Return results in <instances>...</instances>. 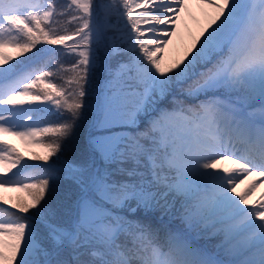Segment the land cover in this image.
I'll return each mask as SVG.
<instances>
[{"label":"snow or ice","instance_id":"snow-or-ice-1","mask_svg":"<svg viewBox=\"0 0 264 264\" xmlns=\"http://www.w3.org/2000/svg\"><path fill=\"white\" fill-rule=\"evenodd\" d=\"M198 3L212 13L194 51L163 69L159 54L187 0H66L59 11L55 0H0V133L51 137L47 154L33 159L53 157L29 164L0 140V162L11 173L0 175V188L25 189L31 201L7 209L12 222L0 212V261L264 264V195L247 198L264 181L236 191L248 176L264 178V0ZM56 17L67 26L59 28ZM8 46L17 56L36 51L15 60L2 51ZM42 52L74 58L58 68L72 73L70 92L51 82L37 87L53 73L24 65ZM100 69L107 79L88 140L98 167L66 158L64 142ZM41 122L47 126H34ZM224 160L235 167L218 168ZM165 216L183 227H168ZM218 235L211 250L198 243Z\"/></svg>","mask_w":264,"mask_h":264},{"label":"rangeland","instance_id":"rangeland-1","mask_svg":"<svg viewBox=\"0 0 264 264\" xmlns=\"http://www.w3.org/2000/svg\"><path fill=\"white\" fill-rule=\"evenodd\" d=\"M187 5L188 6L185 8V10L180 14V20L176 24L175 34L170 38L169 43L163 46V51L162 53L159 54L161 67L163 69H168L172 67L175 63H177L179 60L184 58L186 53H189V49H192L193 43L197 40V37L200 35L201 31L204 29V27H206L207 23L209 22L212 9L206 8L205 6L201 5L200 3H198V0L197 1L188 0ZM37 47L39 48L40 45H37ZM46 47H53V46L45 45V48ZM192 50L194 51V49ZM2 51L7 54H10L15 60H25V57H31L32 53H34L36 49H32L30 52L24 53L22 56H17L16 55L17 50L11 46L5 47ZM30 67H35V65L34 64L32 66L28 65L26 68H30ZM47 80L45 81L47 82ZM24 99H25V106L27 107L29 105L28 98H24ZM192 101L194 100L192 99ZM31 104L34 105L36 104V102L33 101L31 102ZM95 107L96 105H94L93 107L92 115L95 112ZM19 130H23V129H19ZM0 140H6L10 144L14 145L15 148L28 161V163L30 164L32 163L33 165H35V161L32 160L33 159L32 151H33V155L37 157L45 155L48 152V149L43 146V141L31 142L26 138L13 136L9 133H0ZM74 142L75 141H73L72 143ZM68 146L69 145L66 144V147ZM65 157L69 159V155L66 153H65ZM76 158L77 157L73 158V160H75ZM52 159L53 157H50L49 160ZM5 167H7V164L0 162V175L11 174L4 172ZM225 168H229V167H225ZM13 171H16V169H13ZM252 182L253 181L250 179L243 180L242 183L236 185V191L244 192ZM258 189H260V191L262 192L264 190V185H261L255 190H253L251 195L247 197L250 203L260 199L259 194L256 193ZM56 195L57 197L63 195V189L60 187L59 184ZM0 198L6 199L8 201V204L4 205L5 209H11V206L13 204L22 203L25 201L29 203L31 202L27 190L22 188H0ZM3 199H0V204H3ZM2 213L5 217V221L12 222L9 219L10 212H2ZM164 219H166V217H163V220ZM5 239L7 240V238ZM5 251H8V249L5 248ZM0 264H6V262L0 261Z\"/></svg>","mask_w":264,"mask_h":264},{"label":"trees","instance_id":"trees-1","mask_svg":"<svg viewBox=\"0 0 264 264\" xmlns=\"http://www.w3.org/2000/svg\"><path fill=\"white\" fill-rule=\"evenodd\" d=\"M55 2L58 5L57 11H59L60 10L59 5L66 3V0H55ZM55 19L57 20V25L59 28H63V27L67 26L65 23L66 18L56 17ZM113 22H115V21H113ZM46 48H48V47H46ZM40 56H41V58L38 59L37 62L34 63L35 67L42 68L46 72H52L53 75L47 80V82L44 81L43 85H41L39 82L37 87L39 88V87L46 86L47 84H45V83L51 82L52 84H55L58 89L63 88V89L70 92L72 90V87H74V86H69L66 82L72 76V73H66V72L59 71L58 68L60 65H63L65 68L70 67L71 64L75 62L74 58L70 57V56L61 55L60 53H51V52H42L40 54ZM105 79H107V72L104 71L103 69H101V71L98 70L96 73L95 79L93 81V87L90 91V94L88 97H86V100H85V108L83 110L84 114L77 121L71 136L64 142V150H65V153L69 155V159H73V158L77 157L75 159L77 161H87L89 164H92L94 162V163H96V165L98 167H99V161L95 157L90 155V150L88 149V140H89L90 134L94 131V129L91 126V118H92L93 107L97 103V100H96L97 89L102 88ZM176 92L178 94L179 89H177ZM181 98L185 99V102L187 104H190L189 100H187L184 97H181ZM40 103L41 102H36V104H34L32 106L38 105ZM45 103H50V102H45ZM51 107L54 108V106H51ZM39 115L44 116L45 113L41 112V113H39ZM47 115L52 117L53 119H55V116L51 111L48 112ZM66 116H67V113L63 112L60 119L56 122H60V123L64 122V118ZM145 123H146V120L142 118L141 127H143L145 125ZM35 126L43 127V126H47V124L41 122L40 124L35 125ZM50 139H51V137H47V138H44L42 141H43V143H45V142H49ZM73 141H75V142L72 143ZM66 144L69 146L66 147ZM32 156L34 157L33 151H32ZM32 160H34V159H32ZM34 161H35V165H43L45 163H51V160H49L48 162H43V161H38V160H34ZM38 170L39 171H48V169H46V168H40ZM51 175L60 176L61 173L58 171H53V172H51ZM46 178H49V177L48 176L37 177V179H46ZM24 182L25 183H31L32 181L31 180H25ZM0 211L1 212H9L5 208L0 209ZM157 214H159V213H157ZM171 218L173 219L174 223H178V225L181 224L178 217H171ZM174 228H175V226L173 225V229ZM220 239H221V236L218 235L214 239L204 240V243L207 246L212 248V246L215 245L216 243H218V241Z\"/></svg>","mask_w":264,"mask_h":264},{"label":"bare ground","instance_id":"bare-ground-1","mask_svg":"<svg viewBox=\"0 0 264 264\" xmlns=\"http://www.w3.org/2000/svg\"><path fill=\"white\" fill-rule=\"evenodd\" d=\"M188 1V0H187ZM192 1V0H191ZM194 1H197V0H194ZM218 168H225V167H229V168H232V167H235V165H233L232 161L231 160H224V161H220L217 165ZM246 179H250L252 181L254 180H260V181H264V178H260V177H257L255 174L251 175V176H248L246 178H244L243 180H246ZM261 185H264V182H260L257 184V187L258 188L259 186ZM255 188V189H256ZM254 189V190H255ZM256 193L259 194V197H261L262 195H264V190L261 192L260 189H258L256 191Z\"/></svg>","mask_w":264,"mask_h":264}]
</instances>
